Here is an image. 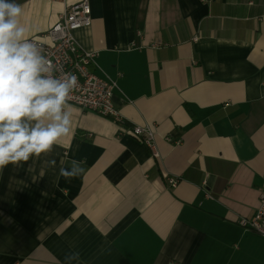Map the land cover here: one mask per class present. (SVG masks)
Listing matches in <instances>:
<instances>
[{
    "label": "crops",
    "instance_id": "1",
    "mask_svg": "<svg viewBox=\"0 0 264 264\" xmlns=\"http://www.w3.org/2000/svg\"><path fill=\"white\" fill-rule=\"evenodd\" d=\"M79 1L17 0L29 38ZM88 1L73 35L124 123L72 105L51 153L0 172V264H264L236 224L264 176V0ZM145 125L158 158L127 134ZM73 159L85 170L65 179Z\"/></svg>",
    "mask_w": 264,
    "mask_h": 264
},
{
    "label": "clouds",
    "instance_id": "2",
    "mask_svg": "<svg viewBox=\"0 0 264 264\" xmlns=\"http://www.w3.org/2000/svg\"><path fill=\"white\" fill-rule=\"evenodd\" d=\"M22 14L17 0H0V172L9 164L51 153L71 131L74 112L69 97L77 77L54 75L44 49L29 38ZM83 163L73 159L70 167L60 169V176H79ZM79 259L78 252L65 256L66 264Z\"/></svg>",
    "mask_w": 264,
    "mask_h": 264
},
{
    "label": "built area",
    "instance_id": "3",
    "mask_svg": "<svg viewBox=\"0 0 264 264\" xmlns=\"http://www.w3.org/2000/svg\"><path fill=\"white\" fill-rule=\"evenodd\" d=\"M54 1L64 3V0ZM90 25L89 1L81 0L72 5L64 4L56 23L47 31L30 39L44 49L45 55L51 61L50 68L54 70V75L63 78L64 73H72L77 77V85L69 97L72 105L83 111L110 119L116 124H123L124 120L112 102L114 91L118 89L117 83L94 71L97 53L82 50L74 38V32L90 27ZM126 131L131 137L148 146L153 158H158L154 133L148 125L132 126ZM164 139L169 143H180L173 141L170 137ZM178 182L177 178H168L171 188L176 187ZM206 197L210 198L207 194ZM236 224L242 229L255 231L264 239V176L258 190V206L255 214L249 219L239 218Z\"/></svg>",
    "mask_w": 264,
    "mask_h": 264
}]
</instances>
